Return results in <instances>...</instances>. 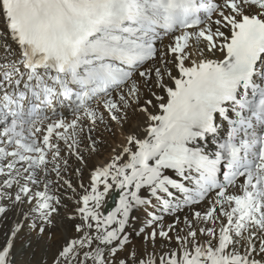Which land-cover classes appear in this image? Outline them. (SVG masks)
Listing matches in <instances>:
<instances>
[{
	"label": "snow or ice",
	"instance_id": "snow-or-ice-1",
	"mask_svg": "<svg viewBox=\"0 0 264 264\" xmlns=\"http://www.w3.org/2000/svg\"><path fill=\"white\" fill-rule=\"evenodd\" d=\"M0 264H264V0H0Z\"/></svg>",
	"mask_w": 264,
	"mask_h": 264
},
{
	"label": "bare ground",
	"instance_id": "bare-ground-1",
	"mask_svg": "<svg viewBox=\"0 0 264 264\" xmlns=\"http://www.w3.org/2000/svg\"><path fill=\"white\" fill-rule=\"evenodd\" d=\"M104 155H107V152H105ZM116 199H118V196L115 197V199L112 200V205H111V207H114V205H115V200H116ZM111 207H110V208H111ZM37 258H38V257H37Z\"/></svg>",
	"mask_w": 264,
	"mask_h": 264
},
{
	"label": "water",
	"instance_id": "water-1",
	"mask_svg": "<svg viewBox=\"0 0 264 264\" xmlns=\"http://www.w3.org/2000/svg\"><path fill=\"white\" fill-rule=\"evenodd\" d=\"M111 205H112V200H111V201H109V207H111Z\"/></svg>",
	"mask_w": 264,
	"mask_h": 264
},
{
	"label": "rangeland",
	"instance_id": "rangeland-1",
	"mask_svg": "<svg viewBox=\"0 0 264 264\" xmlns=\"http://www.w3.org/2000/svg\"><path fill=\"white\" fill-rule=\"evenodd\" d=\"M37 257H39V253L37 254Z\"/></svg>",
	"mask_w": 264,
	"mask_h": 264
}]
</instances>
